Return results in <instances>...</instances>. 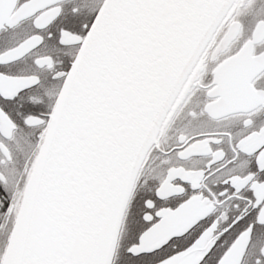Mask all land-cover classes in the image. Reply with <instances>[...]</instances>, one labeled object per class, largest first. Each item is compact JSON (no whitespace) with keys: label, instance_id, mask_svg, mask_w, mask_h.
<instances>
[{"label":"snow or ice","instance_id":"1","mask_svg":"<svg viewBox=\"0 0 264 264\" xmlns=\"http://www.w3.org/2000/svg\"><path fill=\"white\" fill-rule=\"evenodd\" d=\"M0 264H264V0H0Z\"/></svg>","mask_w":264,"mask_h":264}]
</instances>
